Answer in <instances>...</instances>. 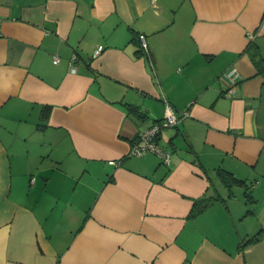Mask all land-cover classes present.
<instances>
[{"label":"crops","instance_id":"obj_1","mask_svg":"<svg viewBox=\"0 0 264 264\" xmlns=\"http://www.w3.org/2000/svg\"><path fill=\"white\" fill-rule=\"evenodd\" d=\"M252 43L264 58V0H0V264H264ZM167 104L188 112L158 135L171 164L127 155ZM218 167L252 199L236 184L189 215L226 195Z\"/></svg>","mask_w":264,"mask_h":264},{"label":"built area","instance_id":"obj_2","mask_svg":"<svg viewBox=\"0 0 264 264\" xmlns=\"http://www.w3.org/2000/svg\"><path fill=\"white\" fill-rule=\"evenodd\" d=\"M249 36H252V34H249ZM139 40L143 52L150 59L148 43L145 37L143 35H140ZM101 49L102 45H98L95 53L99 52ZM74 58L75 54H72L71 61ZM53 61H58V58L54 56ZM70 67L72 71L75 70V67L73 65H70ZM221 78L225 80L227 84V88L225 89L224 94L227 96H232L235 91V85L240 79L238 70L234 66H232L222 73ZM186 115H188L187 111H183L179 115L175 114L173 109L167 104L165 117L152 122L147 127L140 129L137 133L136 138L131 144V148L128 154L140 155L148 151L154 152L159 156L162 164L166 166L170 165L172 160V147L169 145L161 144L158 135L161 132V129L178 124L179 121ZM109 162L114 163L115 161L110 160ZM33 179L34 178L32 177L31 181H33Z\"/></svg>","mask_w":264,"mask_h":264},{"label":"trees","instance_id":"obj_3","mask_svg":"<svg viewBox=\"0 0 264 264\" xmlns=\"http://www.w3.org/2000/svg\"><path fill=\"white\" fill-rule=\"evenodd\" d=\"M137 40H138V43H139L138 36H137ZM250 46H251L250 53H251L252 58L255 60V62L258 64L259 67L264 68V58H262L259 50L257 49V46H255V43L254 44L252 43ZM139 50L140 51L142 50L141 46H140ZM127 107H128V111L130 113L136 114V115L139 114L140 110L136 106L128 105ZM47 112H48V106H45L44 110H43V118L44 119L47 117ZM136 136H137V134H136ZM136 136H135V138H136ZM134 139H133V141H134ZM133 141H132V143H133ZM127 155H129V154H127ZM216 172H217V175H218L220 181L226 187V190H227L226 195L224 197L222 195H220V194L204 195V196H202L200 198L195 199L193 204H192V207H191L189 215H191V216L195 215L196 213L201 211L205 206L209 205L210 202L213 201V200H216L218 198L224 199L225 197L232 196L233 195L232 187L234 185H236V184L242 185V186L245 185L244 184V180L239 179L236 176H234L231 171H228V170H226V169H224L222 167H218L216 169ZM243 193H244V196H245L246 199H252L251 196H250V193L248 191V186H244V192ZM253 237L254 236H252L251 238L245 240L244 244L249 242V241L254 240Z\"/></svg>","mask_w":264,"mask_h":264},{"label":"rangeland","instance_id":"obj_4","mask_svg":"<svg viewBox=\"0 0 264 264\" xmlns=\"http://www.w3.org/2000/svg\"><path fill=\"white\" fill-rule=\"evenodd\" d=\"M80 186H81L80 184L77 186V191L80 190Z\"/></svg>","mask_w":264,"mask_h":264}]
</instances>
